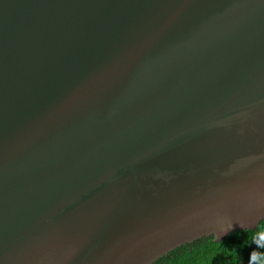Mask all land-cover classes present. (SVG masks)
<instances>
[{
	"label": "water",
	"instance_id": "1",
	"mask_svg": "<svg viewBox=\"0 0 264 264\" xmlns=\"http://www.w3.org/2000/svg\"><path fill=\"white\" fill-rule=\"evenodd\" d=\"M229 218L264 219V0H0V264H153Z\"/></svg>",
	"mask_w": 264,
	"mask_h": 264
},
{
	"label": "trees",
	"instance_id": "2",
	"mask_svg": "<svg viewBox=\"0 0 264 264\" xmlns=\"http://www.w3.org/2000/svg\"><path fill=\"white\" fill-rule=\"evenodd\" d=\"M262 227L264 219L254 230L235 231L218 242L213 238H202L173 250L153 264H231L232 257L228 251L232 248L239 253L240 264H248L249 253L256 247L250 244V236ZM218 243H222L221 248L215 247ZM258 251L264 252V249Z\"/></svg>",
	"mask_w": 264,
	"mask_h": 264
},
{
	"label": "clouds",
	"instance_id": "3",
	"mask_svg": "<svg viewBox=\"0 0 264 264\" xmlns=\"http://www.w3.org/2000/svg\"><path fill=\"white\" fill-rule=\"evenodd\" d=\"M239 226L244 229V226L241 223H239ZM232 227V220L230 218L222 219L220 234L218 237H214L213 239L220 241L219 238L231 231ZM250 244H254L256 247L249 253L248 264H264V252L258 251V249H264V227H262L258 232L251 234ZM221 246L222 243L215 245L217 248H221ZM228 255L232 257L231 264H240V256L236 248L229 250Z\"/></svg>",
	"mask_w": 264,
	"mask_h": 264
}]
</instances>
